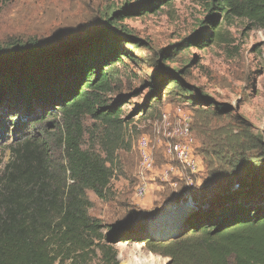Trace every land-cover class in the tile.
Masks as SVG:
<instances>
[{"label": "trees", "instance_id": "1", "mask_svg": "<svg viewBox=\"0 0 264 264\" xmlns=\"http://www.w3.org/2000/svg\"><path fill=\"white\" fill-rule=\"evenodd\" d=\"M165 1L148 0L113 12L109 23L116 24L123 13L142 14ZM199 2L207 16L174 55L193 44L204 47L219 40V17L224 23L244 20L249 28L264 30V0ZM103 27V32L75 57L65 52L62 58L56 54L59 52L42 49L36 42L0 49V104L19 102L16 110L24 119L13 121L5 116L0 121L1 129L8 121L21 125L19 129L50 124L58 131L56 138L64 153L61 162L53 161L44 146L38 164L26 158L25 152L31 154L33 148L50 141L48 131L40 140L34 136L27 140L23 151L20 146L13 149L16 160L8 170H14L6 175L5 191H0V264H89L98 250L104 264H119L116 244L131 239L144 242L149 251L169 258L171 264H264V143L247 127L238 132L230 126L219 128L220 133L211 137L210 145L202 151L208 158L211 176L229 186L236 182L237 188L226 189L212 202L198 204L179 220L160 225L163 233H151L149 224L105 233L101 219L91 215L93 202L87 192L107 198L114 174L109 163L114 162L124 121L121 107L111 103L109 94L114 89L117 63L123 56L129 57V52L119 46V32L109 24ZM161 76L159 87L165 90L173 85L169 93L194 92L181 87L177 71ZM199 105L215 107L216 114L226 110V106L205 95L200 96ZM202 115L199 120H209L207 114ZM87 116L104 126V158L83 148ZM8 128L7 136L13 132L9 131L11 126ZM241 172H245L243 177ZM171 226L177 229L172 234Z\"/></svg>", "mask_w": 264, "mask_h": 264}, {"label": "rangeland", "instance_id": "2", "mask_svg": "<svg viewBox=\"0 0 264 264\" xmlns=\"http://www.w3.org/2000/svg\"><path fill=\"white\" fill-rule=\"evenodd\" d=\"M147 1L0 0V49L9 50L17 43L36 42L42 49L59 52L66 42L90 37L81 45L56 53L62 58H65V52L68 57H75L89 47L92 38L103 32L104 25L109 24L119 32V46L129 52V57L123 56L122 62L117 63L114 89L109 94L111 103L121 107V121H124L114 162L109 163L114 170L109 192L104 199L93 191L87 192L93 202L90 213L101 219L105 233L148 225L153 218L164 213L174 202L172 200L184 199L187 191L194 194L197 205H205L226 189H236L238 183L229 186L226 182L221 183V178L211 176L208 158L202 153L210 145L211 137L220 133L219 128L230 126L238 132L239 128L247 127L251 133L261 136L264 143V30L249 28L244 20L224 23L219 17V40L204 47L193 44L174 55L184 39L199 29L207 11L199 0H168L157 2L156 8L142 14L123 13L124 17H117L116 24L109 23L108 17L113 12L134 8ZM168 71H177L181 87L194 92L176 90V93H169L172 84L165 90L159 87L161 75ZM158 94H161L160 99L155 98ZM201 95L226 106V110L216 114L215 107L199 105ZM18 104L9 106V100L2 102L0 121L6 116L4 119L22 122V112L16 110ZM201 114H207L209 120H199ZM187 115L192 116V122L191 133L185 137L180 131ZM13 121H8L6 128L0 126L1 192L5 191L6 175L10 176V171L14 170H8L16 160L13 149L20 146L23 151V144L33 136L40 140L48 131L46 135L50 141L33 148L31 154L25 152L31 164H38L39 152L43 153L44 146L53 161L61 162L64 156L56 138L58 131L52 130L50 124L19 129L21 125ZM84 125L83 148L106 157L104 126L90 116L84 118ZM8 126H11L9 131H13L9 136L6 133ZM145 135L150 138L156 162L165 174L150 181L143 203L134 209L132 204L141 163L139 140ZM180 141L193 147L195 157L202 165L200 173L169 171V164L176 169L180 165L165 153L170 144ZM244 175L245 172H241V177ZM261 195L264 197V192ZM116 248L119 264H146L142 258L152 259L148 264H160L153 257L167 258L152 253L144 242L136 239L120 241ZM89 264H104L99 250Z\"/></svg>", "mask_w": 264, "mask_h": 264}, {"label": "built area", "instance_id": "3", "mask_svg": "<svg viewBox=\"0 0 264 264\" xmlns=\"http://www.w3.org/2000/svg\"><path fill=\"white\" fill-rule=\"evenodd\" d=\"M191 122L192 116L187 115L183 121L184 126L180 131L182 135H185V137L189 136V133H191ZM185 141L170 144L168 150L165 153L167 156L171 155L172 159H174L182 168L178 167L176 169L175 166L169 164V162L166 164H169L167 166L169 171L181 173L183 170H186L192 175H196L202 171V165L196 159L193 147ZM150 142V138L147 135L143 136L139 140L141 163L138 172V181L134 192L135 198L133 201V205L136 207L143 203L148 193L150 181H155L156 178L161 176V174H165V172H162L163 170L161 169V166H158L156 162L155 154L153 153V149L150 147Z\"/></svg>", "mask_w": 264, "mask_h": 264}, {"label": "bare ground", "instance_id": "4", "mask_svg": "<svg viewBox=\"0 0 264 264\" xmlns=\"http://www.w3.org/2000/svg\"><path fill=\"white\" fill-rule=\"evenodd\" d=\"M173 210H176L177 213L176 214H175V212L171 213V211H173ZM190 210H191V205H189V204L184 206L183 208L175 207V205L171 204L167 208V211L165 213H163L159 217H156L155 219H153L149 223L148 229L151 231V233H158V232L163 233L161 230L163 226H160V225H165V224L175 222V221L179 220L180 218H182L181 215H183L184 213H186ZM175 216H179V217L174 218ZM182 222H183V220L180 222V225L182 224ZM174 230H177V229L175 227H172V226L169 228V231L171 234ZM156 258L159 260L160 264H168L169 260H170L169 258L162 259L159 257H153V259H156ZM141 260H142V262L148 264V262H150L152 259L142 258Z\"/></svg>", "mask_w": 264, "mask_h": 264}, {"label": "water", "instance_id": "5", "mask_svg": "<svg viewBox=\"0 0 264 264\" xmlns=\"http://www.w3.org/2000/svg\"><path fill=\"white\" fill-rule=\"evenodd\" d=\"M88 38L86 37V38H83V39H79V40H77V41H74V42H66V43H64V44H62V46H61V48H60V51L59 52H61V51H64V50H66V49H70V48H72V47H74V46H76V45H79V44H83L86 40H87ZM184 199H181V200H177V198H175L174 200H172V201H174L173 203H171V204H173V205H175V207H179V208H183L184 206H186V205H191V209L192 208H195V206L197 205L196 203H197V201H196V199L194 198V194L191 192L190 193V191L188 192H185L184 193ZM171 202V201H170ZM171 204H169L167 207H166V209H165V211H164V213L167 211V208L171 205ZM175 212V214L177 213L176 212V210H173V211H171V213H174ZM159 217V216H158ZM179 216H175L174 218H178ZM156 218V217H155ZM155 218H153V219H155ZM152 219V220H153ZM151 220V221H152ZM150 221V222H151ZM149 222V223H150ZM119 231V230H118ZM118 231H116V232H118ZM115 232V231H114ZM169 264H171V262H170V260H169Z\"/></svg>", "mask_w": 264, "mask_h": 264}]
</instances>
